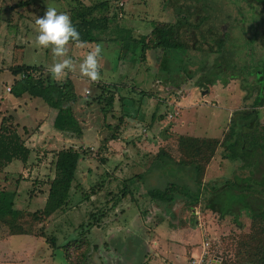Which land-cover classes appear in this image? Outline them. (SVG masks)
Returning <instances> with one entry per match:
<instances>
[{
	"label": "rangeland",
	"instance_id": "1",
	"mask_svg": "<svg viewBox=\"0 0 264 264\" xmlns=\"http://www.w3.org/2000/svg\"><path fill=\"white\" fill-rule=\"evenodd\" d=\"M26 1L0 0V124L3 117L19 122L22 138L32 149L26 165L14 159L0 170V264H188L191 257L201 252L205 238L211 244L213 263L240 264L236 257L238 240L241 234L251 231L252 224L244 209L245 201L256 209L264 205V194H249L254 185L250 179L253 166L243 168L240 162L226 157L227 148L220 145L207 166L205 182L199 184L192 167L172 161H180L181 135L223 140L236 112L251 109L253 99L244 100L248 92L243 89L242 78L230 79L228 85L223 83L229 81L228 77L208 87L196 85L201 72L190 77L191 71H187L200 62L193 32L186 34L190 53L149 49L143 59L142 46L137 42L158 23L176 22L179 2L200 8L203 0H108V8H97L91 13L117 17L110 20V27L102 33L103 40H91L83 48L75 43L69 45L77 64L70 79L78 100L71 105L79 111V107L86 105L87 89L89 98L102 91V84L98 88V83L88 81L78 67L88 49L97 43L103 46L100 82L112 83L117 99L115 109L108 115L102 113V106L97 103L95 117L101 120V134L92 130V135L74 137V146L83 143L78 148L84 152L74 184L80 183L86 192L99 181H105L104 187L89 201H80V191L73 187L68 209L59 210L45 221H38L34 213L46 205L49 180L54 176V153L64 144L67 133L48 123L43 138L32 135L33 140L30 139V134H36L40 127L44 112L41 106H48V102L44 98L17 99L14 92L8 91L16 79L22 78L10 68L23 64L48 68L52 64L51 49L34 43L35 21L47 6L71 17L74 8L79 13L86 11L78 6L79 1L90 7L105 0H29L19 5ZM209 1L216 10L222 8L216 14L220 21L217 34L229 35L225 52L212 55L210 62L220 56L227 69L242 75L252 71V67L261 69L264 6H252L244 0ZM213 12L216 13L214 8ZM198 39L202 41L201 37ZM211 44L213 39L209 36L206 42L198 43L204 48ZM189 57L193 64L186 68ZM166 64L167 69L163 67ZM45 71L44 78L50 74ZM215 76L211 73L208 78ZM261 83L262 80L257 84L260 88ZM120 97H132L137 107L135 115L139 117L136 126L130 125L137 128L135 133L123 140L112 139V126L122 117ZM49 105L57 108L54 103ZM176 110L178 114L169 118ZM153 115L156 123L151 122ZM258 117L259 125L264 126V106L258 108ZM23 124L28 129L24 130ZM125 126L124 119L122 129ZM162 133L167 134L166 140ZM45 138L51 142L44 141ZM110 140L118 145L109 146ZM255 177L261 182L264 178V157ZM172 184L177 187L170 195L175 199L173 205L152 200L155 197L150 195L151 190H165ZM193 198H200V202L189 203ZM210 201L216 204L214 209L206 207ZM173 207L175 216L171 213ZM89 222L96 225L91 228ZM189 223L201 227L194 229ZM20 229L25 233L15 232ZM81 245L84 251L78 249ZM102 249L108 253L105 260ZM81 252L86 253L85 260Z\"/></svg>",
	"mask_w": 264,
	"mask_h": 264
},
{
	"label": "trees",
	"instance_id": "2",
	"mask_svg": "<svg viewBox=\"0 0 264 264\" xmlns=\"http://www.w3.org/2000/svg\"><path fill=\"white\" fill-rule=\"evenodd\" d=\"M197 1L200 2L201 0ZM244 1L252 6L254 4L264 6V0ZM28 2L29 0L21 2L19 5ZM203 2V6L200 8L199 6L197 7V5L195 7L190 5L184 6V2H179L180 5L177 9L179 16L176 22L158 23L149 34H142L141 38L137 39V42L142 46V58H145L149 49H158L161 51L176 49L188 51L190 53V44L186 34L187 32H193L192 37H196L193 44L195 45V49L198 47L200 52V54H198V56H200V62L194 63V68H190L191 70H189L187 67L193 64L190 62L192 58L189 57L185 66L187 65L186 68L188 73L191 71L190 77H194L199 71L201 72V75L196 81V85L198 87H208L217 84V82L223 80L224 77H228L229 81L230 79L242 78L243 89L248 92L244 100L247 101L252 98L253 107L249 110L236 112V116L233 117L229 131L223 140L218 138L181 135L179 137L180 161H172V159L171 161L192 167L195 172L197 183L203 184L205 182L204 178L207 166L214 158L218 147L224 145L227 148L226 157L232 161L240 162L243 168L249 165L253 166L252 171L254 173L250 179L254 182V185L250 189L249 194L263 195L264 178L261 182L256 179L255 174L260 172V160L264 157V126H260L258 121V108L264 106V67L261 69L258 67L257 70H254L252 67V71H247L246 74L242 75V72L236 73L234 72L235 70L230 71L232 68L227 69L223 61H220V56L218 58L216 57L213 64H209L210 66L208 65V59L212 55L225 52L224 48L227 44L229 35L227 32L221 33L222 35L217 34L216 31L220 22L218 19L219 16L216 14H220L222 8L219 7V10H216V7H214L209 0H203ZM78 3V6L86 11L79 13V9L76 10L77 8H74L71 20L81 33V39L86 43L91 40H103L102 33L110 27V20L116 18L117 15L114 14L112 17L108 15L95 16L91 13L97 8H108L110 4L109 1H101L90 7H86V5L80 1ZM213 8L216 12L215 14ZM207 36L213 39V44H211L209 48L199 46L198 43L206 42ZM199 37H201L202 41L198 39ZM110 40H112V38ZM164 61L168 63V59L165 58ZM163 67L166 68L167 64ZM10 70L15 75L27 73L26 77L16 79L11 88L12 92H14L17 97L29 94L33 98H44L46 101L54 103L58 108L54 127L60 131L76 136L81 135L82 128L71 105V103L78 100V96L75 93L74 83L70 78H65L62 83H57L50 74L46 75L48 77L45 76L46 78H44L46 71L43 65H15L12 66ZM211 73H215L216 76L214 78H208ZM250 77L252 80H249ZM261 80L262 83L260 88L256 84ZM229 81L227 80L223 83L227 84ZM251 87L252 90H250ZM101 88L102 93L100 92V94L95 97V100L101 104L102 112L108 115L114 110L116 91L105 84L102 85ZM106 91H108L107 95L104 94ZM123 121L124 118L121 117L119 122L115 126H112L114 129L112 139L119 138ZM17 127L18 124H16L12 118H2L0 124V170H4L14 159H20L24 165L30 160L32 149L26 145ZM260 127H262V129ZM83 153V151L74 145L63 147L54 153V176L49 180L50 188L48 199L45 207L34 213L38 221L49 219L59 210H67L69 199L71 198L70 191L73 187L80 191V201H89L93 195H97L101 189H103L105 181H99L95 186L91 187L88 192L84 191L80 183L78 184V182H76L74 184L76 181L78 163ZM156 155L160 158L159 153ZM176 188L177 187L172 184L165 190H151L149 193L151 196L155 197L152 198V200H155L156 203L173 205L175 199L170 198V195L174 194ZM192 202L194 205H197L200 202V198H193L189 203ZM245 204L244 209L248 211L252 218L251 231L240 235L236 249V257L240 264H264V205L256 209L253 208L250 202L245 201ZM207 206L214 209L216 204L210 201L206 202V207ZM105 212L107 213L106 210ZM95 225L96 223L89 222V227L92 228ZM90 229L88 228L87 230L89 231ZM15 232L25 233V231L21 229ZM82 246L83 245L78 249L84 251ZM94 248L96 249V247ZM80 254L82 255V259L85 258V252H81Z\"/></svg>",
	"mask_w": 264,
	"mask_h": 264
},
{
	"label": "clouds",
	"instance_id": "3",
	"mask_svg": "<svg viewBox=\"0 0 264 264\" xmlns=\"http://www.w3.org/2000/svg\"><path fill=\"white\" fill-rule=\"evenodd\" d=\"M35 23L37 35L34 43L36 46L51 49L53 62L49 65L48 71L53 80L62 83L65 77L77 68L70 55L69 45L75 43L83 48L87 43L81 39V33L73 24L70 15L58 11L55 7L47 6ZM102 51L103 46L99 43L91 46L78 64L80 74L92 82L102 79L100 63Z\"/></svg>",
	"mask_w": 264,
	"mask_h": 264
},
{
	"label": "crops",
	"instance_id": "4",
	"mask_svg": "<svg viewBox=\"0 0 264 264\" xmlns=\"http://www.w3.org/2000/svg\"><path fill=\"white\" fill-rule=\"evenodd\" d=\"M1 69H4V67H2ZM46 70H48V68H45ZM67 77H71V75H70V73L67 75ZM85 80V79H84ZM88 81H90V82H92L91 80H89V79H87ZM74 83V82H73ZM95 83H98V88H100V85H99V83L100 84H102V85H109L110 87H112V89L114 90L115 88L112 86V83H102V82H100V81H98V82H95ZM161 84H163V83H161ZM10 86V85H9ZM10 92H12V90L10 91ZM86 96H87V101H86V105L85 106H81V107H79L78 109H79V111H81V112H79V111H76V109H74L73 108V111H74V114H75V116H76V118L80 121V125L82 126V133H81V136H88V135H92L91 133H92V130H95L96 131V133L97 134H101V132H102V125L100 124V125H98V123H100L101 122V120H100V118L99 119H97L96 120V106H97V103H98V105H99V102L98 101H96V100H94L95 99V97L97 96V95H95L94 97H91V98H89L90 97V90L89 89H87L86 90ZM191 95V94H190ZM189 95V96H190ZM188 96V97H189ZM188 97H186V98H188ZM30 98H33V97H31L29 94H24L22 97H18L17 99H22V100H25V101H28V99H30ZM116 99H117V95H116ZM120 101H121V103H120V106H121V112L122 113H120V117L122 116V118H124L125 119V122H126V124H127V127L125 126L123 129H122V134H121V137H119L118 138V140H123L124 138L125 139H127L126 137H127V135L128 136H131L133 133H135V130H137V128H131L130 127V125H132V126H136L137 125V123L139 122V117L137 116V115H135V114H138V113H135V110H136V106L134 105V101L132 100V97H120ZM49 103V104H51L52 102H50V101H46V103ZM181 102H182V100H181ZM47 103V105L48 106H45L44 107V105H42L41 106V108H42V111H44L43 112V118L41 119V122H40V127L38 128V132L36 133V134H30V139H32L33 140V137H32V135H34V136H38V138H43L44 136H45V132H46V125L48 124V123H50L51 125H54V121H55V118H56V116H57V113H58V108H50V105ZM189 103H191V100H189L188 101V104ZM27 104L29 105V103L27 102ZM48 107V108H47ZM73 107V106H72ZM84 107H85V109H86V111H84L83 112V109H84ZM115 109V108H114ZM123 110V111H122ZM125 111V112H124ZM78 113H81V115L80 114H78ZM103 113V112H102ZM154 113V112H153ZM115 114V113H114ZM107 117V116H106ZM147 117V116H146ZM148 117H149V115H148ZM81 119V120H80ZM160 120V118H158V121ZM157 121V123H159ZM104 122L105 123H108V121H107V119L105 118V120H104ZM151 122L152 123H156L155 122V117H154V115H153V117H152V119H151ZM162 122V121H161ZM17 124H19L20 126L18 127V132H19V134L21 135V137H22V134L20 133V128H21V124L19 123V122H17ZM101 126V127H100ZM23 127H24V130H26L25 129V127H27V129H28V126L26 125V124H23ZM91 129H90V128ZM125 129V130H124ZM124 133V134H123ZM76 135H73V134H70V133H67V138H66V140L64 141V144L62 145V146H60V149L61 148H63V147H68V146H70V145H76L75 144V142H74V137H75ZM77 136H79V135H77ZM160 138H161V134H160V136H159ZM162 137H164V139L166 140V138L165 137H167V134H166V136H164V133H162ZM140 139V138H139ZM44 141H47L48 143L49 142H51V141H49L47 138H45V140ZM28 145V144H27ZM81 145H83V143L82 144H80L79 146H78V144H77V146L78 147H80ZM109 146H111V145H113L114 147L116 146V145H118V142H115V141H113V140H110L109 141V144H108ZM112 148H110V150H111ZM91 199V198H90ZM178 204V203H177ZM175 207V206H174ZM174 207L172 208V211L173 212H171L172 213V215H174L175 216V210H174ZM170 210V209H169ZM177 210V209H176ZM179 214V213H178ZM184 218H186L185 216H184ZM189 225H191V227H193L194 229H198V228H200L201 226L200 225H197V224H191V223H189Z\"/></svg>",
	"mask_w": 264,
	"mask_h": 264
},
{
	"label": "built area",
	"instance_id": "5",
	"mask_svg": "<svg viewBox=\"0 0 264 264\" xmlns=\"http://www.w3.org/2000/svg\"><path fill=\"white\" fill-rule=\"evenodd\" d=\"M121 5H123V3H121ZM26 76H27V73L21 74L22 78H24ZM37 77H38V75H37ZM7 89H8V91H11V87H8ZM176 114H178V110H176L174 114L170 113L168 116H169V118H173L174 115H176ZM210 248H211V244L205 238L203 243H202L201 252L198 253L197 255L191 257L188 264H210V262L213 261L211 258Z\"/></svg>",
	"mask_w": 264,
	"mask_h": 264
},
{
	"label": "flooded vegetation",
	"instance_id": "6",
	"mask_svg": "<svg viewBox=\"0 0 264 264\" xmlns=\"http://www.w3.org/2000/svg\"><path fill=\"white\" fill-rule=\"evenodd\" d=\"M124 4V3H123ZM121 16H123V15H121ZM120 16V17H121ZM215 56V55H214ZM211 58V57H210ZM210 58L208 59V65L209 64H213L214 63V61H215V59H216V57L215 58H213L214 60L212 61V62H210ZM210 66V65H209ZM264 67V64L261 66V68H263ZM165 69H167V67L165 68ZM261 72V71H260ZM263 81H264V77H263ZM230 82V81H229ZM229 82L227 83V85L229 84ZM256 84V83H255ZM254 84V85H255ZM257 85V84H256ZM198 88V87H197ZM250 90H252V87H251V89ZM259 118V117H258ZM259 120V119H258ZM256 121V120H255ZM104 249V248H103ZM103 249L101 250V254H102V252H103V254H102V256L104 257V260L106 259V256H108V253H107V251H103ZM98 250V249H97ZM120 255V254H119ZM100 257V256H99ZM121 257V256H120ZM86 259V256H85V258H84V260ZM210 264H215V263H213V261H211L210 262ZM221 264V263H220Z\"/></svg>",
	"mask_w": 264,
	"mask_h": 264
}]
</instances>
